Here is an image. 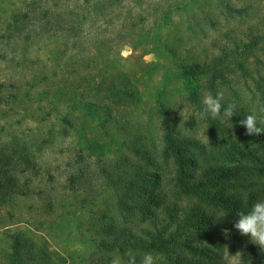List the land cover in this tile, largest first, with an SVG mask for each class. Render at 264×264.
<instances>
[{
  "label": "trees",
  "instance_id": "trees-1",
  "mask_svg": "<svg viewBox=\"0 0 264 264\" xmlns=\"http://www.w3.org/2000/svg\"><path fill=\"white\" fill-rule=\"evenodd\" d=\"M216 2L218 7L222 0ZM203 5L184 0L156 7L155 14H148L146 0H0V16L4 15L0 20V60L13 65L14 71L43 70L24 85L10 82L17 92L9 98L48 99V89L34 91L48 78L44 70L56 59H60L59 65L77 58L81 68L90 70L63 90V96L69 95L66 107L112 120L121 107L141 100L137 78L122 66L126 58L121 54L123 46L141 47L142 57L158 51L165 54L176 68L174 76L188 87L186 100L200 113L205 92L218 93V82L225 79L232 63L246 72L241 55L251 53L261 38L255 34L243 44L234 39L231 47L212 40L209 48L196 49L197 45L189 44L183 50L182 39L171 38L173 15L194 9L214 28L215 15L207 13ZM223 7L228 14L241 15L245 10L229 3ZM149 15L153 16L152 33L147 26ZM193 19L187 23L190 33L196 26ZM68 68L63 66L66 71ZM166 72L165 79L171 78ZM7 80L0 81V91ZM261 97L264 105V95ZM49 105L55 107L51 101ZM155 107L161 126L159 143L136 136L127 149L139 161L120 157L110 169L102 170L114 196V212L98 216L94 224L99 236L94 240L96 248L117 255L123 264H127L129 251L135 254L137 264L145 253L159 257L155 264H224L220 251L229 255L239 252L241 264H264V249L233 227L238 212L247 213L253 204L264 201V135H245L246 129L239 124L250 112L239 110L228 121L204 117L209 135L204 143L175 130L176 110L169 100L158 95ZM102 127L107 129L104 124ZM254 144L257 151L243 152ZM169 164L172 182L166 184L162 171ZM7 186L0 181L2 201ZM7 235L10 251L0 264H54L59 260L23 232Z\"/></svg>",
  "mask_w": 264,
  "mask_h": 264
},
{
  "label": "rangeland",
  "instance_id": "rangeland-1",
  "mask_svg": "<svg viewBox=\"0 0 264 264\" xmlns=\"http://www.w3.org/2000/svg\"><path fill=\"white\" fill-rule=\"evenodd\" d=\"M180 1L184 0H146L147 12L155 14L154 8H166ZM197 1L204 4L202 7L207 13L215 15L214 28L204 21L199 11L179 10L173 15L175 25L171 38L182 39L181 47L186 50L189 44L197 45L196 49L198 46L209 48L212 40L231 47L234 39L243 44L255 34L261 35L251 53L246 57L241 55L246 72L232 63L225 79L218 82V92L223 93V103L235 102L239 110L255 113L258 120H264V113L259 111L264 106L261 97L264 95V0H222L218 7L216 0ZM227 3L245 10L241 15L228 14L223 7ZM152 17L147 16L150 33ZM191 17L196 20L192 33L187 27ZM113 30L112 34L116 29ZM141 52V47L121 49L126 58L122 66L137 78L141 100L121 107L112 120L66 107L69 95L63 96V90L90 70L81 68L75 61L77 58L59 65L60 59H56L44 70L49 73L48 78L36 85L34 91L48 89V99L34 96L23 101L9 98L17 92L9 83L24 85L34 73L43 70L14 71L13 65L0 60V81L9 79L0 91L3 98L0 102V181L8 184L4 187L7 191L4 201L0 195L1 262L10 251L11 239L7 234L23 232L59 259L54 264H111L117 255L98 250L94 243L99 238L94 227L98 216L102 212H114V196L103 179L102 170L110 169L120 157L139 161L127 149L136 136H143L154 145L159 143L161 126L155 107L158 95L169 100L176 110L175 130L208 142L205 119L186 100L188 87L174 76L176 68L160 51L144 57ZM66 65L68 71L63 69ZM166 70L172 75L169 79L164 77ZM4 98L9 101L5 103ZM49 101L54 108L51 109ZM256 148L254 144L243 152H255ZM168 166L162 171L166 184L172 182V165ZM8 178L12 179L10 183ZM153 256L155 263H159V257ZM219 257L224 264H241L239 255L220 251Z\"/></svg>",
  "mask_w": 264,
  "mask_h": 264
},
{
  "label": "clouds",
  "instance_id": "clouds-1",
  "mask_svg": "<svg viewBox=\"0 0 264 264\" xmlns=\"http://www.w3.org/2000/svg\"><path fill=\"white\" fill-rule=\"evenodd\" d=\"M222 101L223 93L218 92L215 96L211 93L205 94L201 100L203 106L200 112L201 117L211 116L213 119L220 118L223 121H228L239 114V108L235 102H229L225 105ZM259 111L264 113V106H261ZM239 124L246 129L245 135L258 136L264 134V127L259 126L264 124V120H258L255 113L245 115ZM237 215L239 219L234 222L233 227L238 230L240 235L248 236L252 243L264 249V201L253 204L249 212H238ZM224 231L227 233L229 230L224 229ZM235 255L238 256L239 252ZM127 256V264H137L134 253L129 251ZM111 264H123V262L117 256L113 258ZM140 264H155L153 254L145 253Z\"/></svg>",
  "mask_w": 264,
  "mask_h": 264
}]
</instances>
